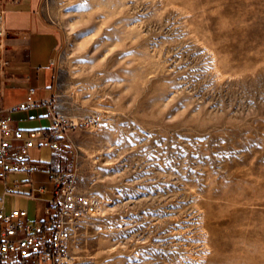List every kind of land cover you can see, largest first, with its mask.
I'll return each mask as SVG.
<instances>
[{
	"label": "rangeland",
	"instance_id": "374dc122",
	"mask_svg": "<svg viewBox=\"0 0 264 264\" xmlns=\"http://www.w3.org/2000/svg\"><path fill=\"white\" fill-rule=\"evenodd\" d=\"M41 13L60 40L55 108L102 117L53 152L101 203L75 255L264 264V0H42Z\"/></svg>",
	"mask_w": 264,
	"mask_h": 264
},
{
	"label": "built area",
	"instance_id": "2783aa9c",
	"mask_svg": "<svg viewBox=\"0 0 264 264\" xmlns=\"http://www.w3.org/2000/svg\"><path fill=\"white\" fill-rule=\"evenodd\" d=\"M7 38L6 10L1 8L0 75H4L10 64L6 55ZM1 90L0 86V93ZM35 95L36 89L31 87L23 102L0 111V179L6 181L17 173L48 171L54 184L53 197L45 207L43 219L31 221L27 209H5L6 195H17L14 185H7L0 193V264H97L92 258L75 255L73 245L85 219L101 207L100 200L82 192L73 173L53 171L49 164L34 160L30 149L43 147L58 152L68 131L80 124L96 126L102 117L95 114L71 118L57 111L54 95L44 100ZM42 105L49 109L48 128L24 131L18 127L12 117L14 111L36 109Z\"/></svg>",
	"mask_w": 264,
	"mask_h": 264
},
{
	"label": "crops",
	"instance_id": "0c3cea01",
	"mask_svg": "<svg viewBox=\"0 0 264 264\" xmlns=\"http://www.w3.org/2000/svg\"><path fill=\"white\" fill-rule=\"evenodd\" d=\"M41 4L42 0H0V9L6 10V55L10 61L4 75H0V111L23 102L31 87L36 89L35 97L40 100L52 98L55 93L52 59L60 40L58 33L42 16ZM12 117L24 131L50 126L49 109L45 105L14 111ZM30 156L49 164L53 171L58 170L54 153L49 148L34 147L30 149ZM0 182L4 184L2 193L7 185H14L17 194L6 195V211L27 209L31 221L43 219L45 207L53 197L54 184L50 172L17 173L6 181L0 179ZM9 197L12 199L10 203Z\"/></svg>",
	"mask_w": 264,
	"mask_h": 264
}]
</instances>
